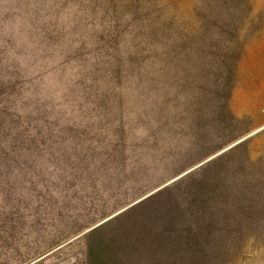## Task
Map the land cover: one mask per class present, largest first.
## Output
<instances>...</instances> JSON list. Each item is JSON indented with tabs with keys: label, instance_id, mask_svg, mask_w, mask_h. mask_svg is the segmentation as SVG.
I'll use <instances>...</instances> for the list:
<instances>
[{
	"label": "rangeland",
	"instance_id": "rangeland-1",
	"mask_svg": "<svg viewBox=\"0 0 264 264\" xmlns=\"http://www.w3.org/2000/svg\"><path fill=\"white\" fill-rule=\"evenodd\" d=\"M181 179L215 263L264 264V0H0V264H89Z\"/></svg>",
	"mask_w": 264,
	"mask_h": 264
},
{
	"label": "trees",
	"instance_id": "trees-1",
	"mask_svg": "<svg viewBox=\"0 0 264 264\" xmlns=\"http://www.w3.org/2000/svg\"><path fill=\"white\" fill-rule=\"evenodd\" d=\"M220 159L209 161L211 176L206 173L202 184L211 191L219 184L214 171ZM182 180L89 230V264H216L219 220L208 210L212 204L216 207L213 194L198 191L180 198L177 187Z\"/></svg>",
	"mask_w": 264,
	"mask_h": 264
}]
</instances>
